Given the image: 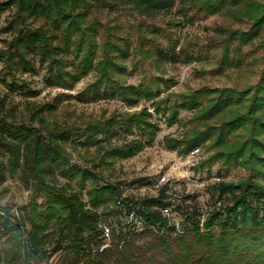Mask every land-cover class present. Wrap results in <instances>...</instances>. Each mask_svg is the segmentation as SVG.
<instances>
[{
  "label": "trees",
  "instance_id": "trees-1",
  "mask_svg": "<svg viewBox=\"0 0 264 264\" xmlns=\"http://www.w3.org/2000/svg\"><path fill=\"white\" fill-rule=\"evenodd\" d=\"M8 5H15L21 17L47 22V27L19 32L15 50L6 56L9 69L14 58L28 69L25 56L35 53L41 62L49 63L53 85L69 89L96 69L97 80L84 91L93 99L117 96L130 107L142 99L151 101L169 125L178 121L181 109L189 110L195 125L182 138L167 137V147L185 156L209 142L215 153L204 166L220 162L227 171L240 168L246 176L215 186L229 204L213 210L202 224L195 209L177 208L185 217L178 229L161 212L169 203L166 186L157 196L123 197L119 186L101 185L102 176L74 164L68 150L93 148L106 164L132 157L143 148L141 141L124 145L114 141L121 133L136 131L152 139L158 126L146 109L113 113L87 122L84 128L58 124L50 128L43 114L55 106L47 105L37 108L31 118V122L38 118L43 131L31 122L6 116L1 100L0 185L19 173L33 197L18 211L0 205V264H264V0H9ZM94 8L124 10L151 19L175 9L191 22L215 14L245 22L248 28L243 31L217 28L223 38L219 66L237 69L250 58L249 65L261 67L260 79L244 88L203 86L173 101L169 96L159 98L161 91L150 83L124 85L116 76L126 69L128 45L119 43L118 28L89 18ZM100 29L105 33L103 42ZM251 45L254 48L243 53ZM176 49L171 43L168 50L157 46L152 54L158 60L176 62L181 60ZM68 53L78 60L73 71L65 70L62 56ZM7 85L12 91L21 89L14 83ZM58 177L66 184H57ZM132 210L141 216L142 230L116 220ZM102 224L110 226L112 236L101 251Z\"/></svg>",
  "mask_w": 264,
  "mask_h": 264
},
{
  "label": "rangeland",
  "instance_id": "rangeland-1",
  "mask_svg": "<svg viewBox=\"0 0 264 264\" xmlns=\"http://www.w3.org/2000/svg\"><path fill=\"white\" fill-rule=\"evenodd\" d=\"M8 2L9 0H0V101H5L3 113L6 116L30 123L32 113L37 108L54 105L52 111L43 114L48 127L58 124L84 128L87 122L108 118L113 113L132 114L146 109L151 114L150 121L158 126L155 136L150 139L148 135L136 131L132 135L121 133L114 141L118 145L141 141L143 148L132 157L106 164L93 148L88 151L78 148L73 152L68 149L72 153V162L102 176L104 179L100 182L101 185L107 182L119 186L123 197L136 199L157 196L158 192L152 185L166 176L168 182L173 184L171 193H166V200L170 202L169 199H172L177 208L195 209L200 214L201 224L213 210L222 209L229 204L228 197L220 196L215 186L222 182H237L246 176L244 170L236 168L227 171L220 162L204 166L203 162L215 153V150L209 149V142L198 147L197 153L191 154L192 150L185 156L166 145L167 137L182 138L195 125L192 121L193 112L181 109L178 121L169 125L161 114L156 113L151 101L142 99L137 105L130 107L117 96L93 99L90 97L92 95L88 96L84 91L97 80L96 69L89 71L69 89L53 85L49 81V63L41 62L40 56L35 53L25 56L29 61L28 69L18 63V58H14L13 68L9 69L6 56L15 50L19 32L47 27V22L33 16L21 17L17 7L8 5ZM91 17L99 19L104 25L118 28L115 31L117 38H121L119 43L128 45V55L123 61L126 69L116 76L117 79L124 85L150 83L161 91L159 98L169 96L171 101L180 100L183 94L203 86L244 88L256 84L260 79L261 67L249 65L252 61L250 58L246 66L237 69L221 70L219 66L222 56L220 40L223 38L216 31L217 28L243 31L248 28L245 22H237L223 14L201 15L191 22L178 15L175 9L161 12L151 19L124 10L94 8L89 12V18ZM104 38V29H100V42ZM57 43L54 41V44ZM171 43L177 45L176 52L181 60L161 61L152 54L157 46L168 50ZM252 48L253 45L245 46L243 53ZM99 54L102 55L101 51ZM62 58L65 59V70L73 71V63L78 62L74 54L68 53ZM9 83H14L21 89L10 90L7 85ZM24 86L28 89L25 90ZM28 90L35 92V95H31ZM35 118L31 123L44 131L45 128ZM56 183L65 185L66 180L58 177ZM32 197L33 192L23 184L19 173L9 176L0 185V205L8 206L11 211H18L26 206ZM42 200V197L38 198L39 202ZM83 200H88L87 195H83ZM174 215L171 222L176 227L178 224L177 228L180 229L185 217L179 209ZM116 220L126 223V217H117Z\"/></svg>",
  "mask_w": 264,
  "mask_h": 264
},
{
  "label": "built area",
  "instance_id": "built-area-1",
  "mask_svg": "<svg viewBox=\"0 0 264 264\" xmlns=\"http://www.w3.org/2000/svg\"><path fill=\"white\" fill-rule=\"evenodd\" d=\"M199 151L198 148L194 149L191 154H195ZM166 176H162L157 182L153 183L152 187L154 190L159 192L164 186H166V193H171V188L173 186L172 183L168 182ZM170 202L161 209V212L163 216L167 217L168 219L174 220V213L177 212V205L175 202H172V199H169ZM127 225L131 226L134 230H142L144 228V222L139 214H137L134 210H132L127 216H126V223ZM178 227V224H177ZM102 234H103V244L100 247V250H104L109 246V242L112 236V231L109 225L102 224L101 225Z\"/></svg>",
  "mask_w": 264,
  "mask_h": 264
}]
</instances>
